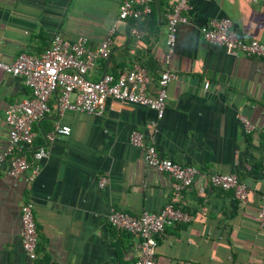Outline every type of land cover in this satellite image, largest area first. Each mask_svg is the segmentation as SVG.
Masks as SVG:
<instances>
[{"label": "crops", "instance_id": "1", "mask_svg": "<svg viewBox=\"0 0 264 264\" xmlns=\"http://www.w3.org/2000/svg\"><path fill=\"white\" fill-rule=\"evenodd\" d=\"M122 1L0 0L1 62L40 55L55 36L69 42L84 36L86 46L94 48L114 25L109 58L97 61L88 79L139 65L154 94L160 71L175 76L161 119L149 109L113 100L98 116L58 115L59 92L50 97L49 113L34 127L32 146L23 150L28 160L39 147L47 151L34 179L29 181L27 173L12 179L7 166H0V264L25 261L24 202L33 205L38 232L37 260L31 264H132L139 256V238L109 226L110 209L158 213L174 184L167 174L145 167L142 149L129 143L133 131L142 133L161 157L198 171L177 200L190 220L157 235L154 264H264V228L257 222L264 197V60L229 55L202 38L210 21L229 19L238 37L264 45V0H190L187 23L176 27L167 64L166 14L177 0H153L151 17L137 22L118 20ZM28 97L21 78L0 71V154L8 143L3 113ZM239 117L253 129L246 132ZM55 122L70 133L46 144L45 134ZM212 174H235L248 188L246 199L239 202L231 192L211 187Z\"/></svg>", "mask_w": 264, "mask_h": 264}, {"label": "built area", "instance_id": "2", "mask_svg": "<svg viewBox=\"0 0 264 264\" xmlns=\"http://www.w3.org/2000/svg\"><path fill=\"white\" fill-rule=\"evenodd\" d=\"M190 0H177L170 12L166 14L167 37L165 43L164 63L167 64L174 53L176 27L187 23L185 12L189 9ZM254 3L260 0H252ZM153 0H123L118 8V20L139 21L151 13ZM116 33L111 26L102 41L94 48L86 46L84 36L73 42L55 36L50 45L40 55L20 54L11 63L0 61V71L4 74L19 77L29 90V97L9 105L3 113L8 128V143L0 154V166H7V175L18 179L27 173L32 181L39 171L38 162L47 157L45 147H39L28 160L23 154L24 148H30L35 139L34 127L48 113L50 97L59 92L56 112L65 111L100 115L105 111L108 100L140 106L153 111L161 119L167 100V86L174 79V74L167 70L160 71L154 94L150 92V79L146 70L139 65L116 76L103 74L98 80L88 79V73L99 60H107ZM139 37L140 32L133 30ZM203 40L219 46L229 55H242L247 58L264 60V45L254 40H244L231 29L229 19L210 21L202 31ZM209 86L204 84V90ZM246 132L253 129L248 120L239 117ZM264 139V127H263ZM70 128L58 122L45 134L46 144L55 139L66 137ZM129 143L142 149V160L146 168L167 174L172 178V197L158 213L142 212L128 215L116 209H110L107 223L112 228L133 234L139 238V256L132 264H154L156 237L167 227L186 223L190 216L177 206L180 195L193 185L198 175L196 168L180 165L170 159L161 157L152 144H145L144 136L138 131L129 135ZM264 165V156L262 159ZM211 187L224 192H231L234 199L242 202L248 194L247 186L235 174H212L208 177ZM104 178L98 182L103 188ZM202 192V188H199ZM257 222L264 228V197L257 209ZM21 248L25 255L22 263L31 264L37 260L38 232L31 202L20 206Z\"/></svg>", "mask_w": 264, "mask_h": 264}, {"label": "trees", "instance_id": "3", "mask_svg": "<svg viewBox=\"0 0 264 264\" xmlns=\"http://www.w3.org/2000/svg\"><path fill=\"white\" fill-rule=\"evenodd\" d=\"M147 17L149 18V17H151V15L149 14Z\"/></svg>", "mask_w": 264, "mask_h": 264}]
</instances>
